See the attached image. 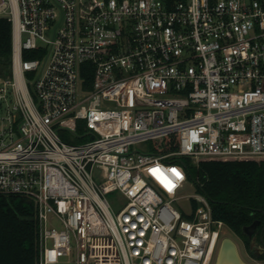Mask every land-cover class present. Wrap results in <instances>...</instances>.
<instances>
[{
	"label": "built area",
	"instance_id": "1",
	"mask_svg": "<svg viewBox=\"0 0 264 264\" xmlns=\"http://www.w3.org/2000/svg\"><path fill=\"white\" fill-rule=\"evenodd\" d=\"M0 16V195L34 202L39 264H213L226 225L201 192L188 218L173 203L183 160L264 158V0H0Z\"/></svg>",
	"mask_w": 264,
	"mask_h": 264
},
{
	"label": "trees",
	"instance_id": "2",
	"mask_svg": "<svg viewBox=\"0 0 264 264\" xmlns=\"http://www.w3.org/2000/svg\"><path fill=\"white\" fill-rule=\"evenodd\" d=\"M37 56L23 53L24 58ZM11 64L12 23L0 16V77L11 74ZM82 76L83 87L88 89L92 81L90 64H84ZM163 142L164 152L178 148L176 135ZM183 163L187 179L194 181L198 192L208 198L212 218L222 221L243 240L252 257L264 260V249L255 253L244 233V228L255 221L264 223V158H207L197 165L186 159ZM192 205L195 208L196 201L192 200ZM0 264H39L36 208L26 196L0 195Z\"/></svg>",
	"mask_w": 264,
	"mask_h": 264
},
{
	"label": "rangeland",
	"instance_id": "3",
	"mask_svg": "<svg viewBox=\"0 0 264 264\" xmlns=\"http://www.w3.org/2000/svg\"><path fill=\"white\" fill-rule=\"evenodd\" d=\"M27 78L30 77V74H26ZM4 78V77H2ZM6 99L2 98V102L0 105V115L5 116L7 113L8 108L12 109V105L14 103V96L10 90L5 93ZM60 137L63 139V141L67 143H80L82 139L76 138L72 135L71 132H68L64 129H60L58 131ZM134 149L140 150V151H156V152H163L164 150V142H158V141H146L143 143H140L136 146H134ZM193 165H196L193 161H190ZM198 193L197 186L194 183V181L187 179L183 185L178 189L177 191V199L174 201V206L183 214L185 218H188V215L193 211V205L191 198L195 196ZM108 199L112 201L113 203H117L118 199V192H112L107 195ZM229 236L231 237L235 243L237 244L239 253L242 257V259L248 263V264H264V260H259L251 256L249 249L246 247L243 240H241L236 234H234L231 230H229L227 227L223 228V232L221 234L220 239L222 240L223 237ZM74 248V246H73ZM252 250L255 253H260L263 250V247L258 244L256 241L252 242ZM75 251V249H74ZM218 253V252H217ZM217 253L215 255V259L213 264H216V257Z\"/></svg>",
	"mask_w": 264,
	"mask_h": 264
},
{
	"label": "water",
	"instance_id": "4",
	"mask_svg": "<svg viewBox=\"0 0 264 264\" xmlns=\"http://www.w3.org/2000/svg\"><path fill=\"white\" fill-rule=\"evenodd\" d=\"M260 223L261 221L257 220L253 222L251 225L246 226L244 228V233L249 237L252 236L254 230ZM230 262L233 264H248L242 259L235 241L231 237L225 236L222 238L220 242V246L216 257V264H223Z\"/></svg>",
	"mask_w": 264,
	"mask_h": 264
},
{
	"label": "snow or ice",
	"instance_id": "5",
	"mask_svg": "<svg viewBox=\"0 0 264 264\" xmlns=\"http://www.w3.org/2000/svg\"><path fill=\"white\" fill-rule=\"evenodd\" d=\"M154 176L157 177L161 181V183L164 184V186L169 190L172 191V189L175 187V184L172 183L171 180H169L167 177L164 176L163 172L159 168H153L149 170ZM172 174L177 178V179H182L181 175L179 172H177L175 169L171 170Z\"/></svg>",
	"mask_w": 264,
	"mask_h": 264
},
{
	"label": "flooded vegetation",
	"instance_id": "6",
	"mask_svg": "<svg viewBox=\"0 0 264 264\" xmlns=\"http://www.w3.org/2000/svg\"><path fill=\"white\" fill-rule=\"evenodd\" d=\"M263 233H264V223L263 224H259L256 229L254 230L252 236L249 237L250 242L256 241V242H264L263 240ZM258 237H259V241H258ZM261 246L264 249V243L261 244Z\"/></svg>",
	"mask_w": 264,
	"mask_h": 264
},
{
	"label": "clouds",
	"instance_id": "7",
	"mask_svg": "<svg viewBox=\"0 0 264 264\" xmlns=\"http://www.w3.org/2000/svg\"><path fill=\"white\" fill-rule=\"evenodd\" d=\"M172 169H175L177 172H179L180 175H181V177H182V179L184 178V177H183V174H182V170L179 169L177 166H172V167H170V168H165L164 170H165L166 172L172 174V172H171ZM182 179H181V180H182Z\"/></svg>",
	"mask_w": 264,
	"mask_h": 264
},
{
	"label": "bare ground",
	"instance_id": "8",
	"mask_svg": "<svg viewBox=\"0 0 264 264\" xmlns=\"http://www.w3.org/2000/svg\"><path fill=\"white\" fill-rule=\"evenodd\" d=\"M223 264H233V263L230 262V263H223Z\"/></svg>",
	"mask_w": 264,
	"mask_h": 264
}]
</instances>
